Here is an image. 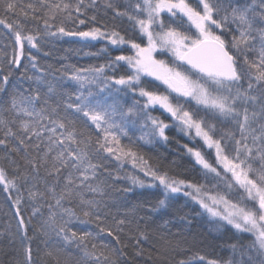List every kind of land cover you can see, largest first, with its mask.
Wrapping results in <instances>:
<instances>
[{
	"label": "snow or ice",
	"instance_id": "obj_1",
	"mask_svg": "<svg viewBox=\"0 0 264 264\" xmlns=\"http://www.w3.org/2000/svg\"><path fill=\"white\" fill-rule=\"evenodd\" d=\"M0 193V264H264V0H0ZM181 196L227 257L155 224Z\"/></svg>",
	"mask_w": 264,
	"mask_h": 264
},
{
	"label": "trees",
	"instance_id": "obj_2",
	"mask_svg": "<svg viewBox=\"0 0 264 264\" xmlns=\"http://www.w3.org/2000/svg\"><path fill=\"white\" fill-rule=\"evenodd\" d=\"M110 19V15H109ZM67 39V38H66ZM95 47L85 50L97 51L101 45L92 42ZM82 46L81 43H66L62 42L57 45L56 51L54 53V57L63 56L65 54V49H78ZM44 61H42L43 63ZM48 62H55L54 58H49ZM72 63H79V64H89V63H101L103 62V57L96 59V58H79L76 56H71ZM150 79V78H148ZM154 115H158L159 113H153ZM170 137L172 138V143L168 144L167 146L158 145L155 148L145 147L143 150L153 157H166V162L171 161L173 159H178L179 156L183 155L181 153L179 145L186 143L187 138L182 137L180 134H177L173 129L169 132ZM184 167H190L187 163V158L185 157L184 161L182 162ZM127 170H131L130 166ZM183 171V169H181ZM123 182H121L122 186ZM143 190L136 189L135 195L129 197L130 203H136L140 200L149 199L152 202H155V199L158 198V195L153 192L152 195L145 193V195L141 196L140 192ZM195 207L196 211H201L198 206L191 205V202H186L184 197H179L175 201L172 202L171 208H169L166 212H162L160 216L156 219L155 224H160L163 220H170L171 223L168 225V229L175 233L178 230H183V235L188 238L190 243L192 244L193 252H199L201 254H205L207 256H221L227 257L229 253L227 251L222 250V245L230 242L234 239L232 232H225L221 236L218 233H209L208 224L206 223L207 214H204L203 219H198L193 221L191 229H186L184 224L181 222L182 216H189L191 217L194 215L193 208ZM27 216V213H25ZM7 223H11L13 228L15 227V221L11 216V210L9 208V203L6 202L5 194L0 193V229H2ZM153 225V227L155 226ZM110 239V238H109ZM35 248V245H34ZM131 251V249H130ZM48 264H52L51 260L48 261ZM143 264V261L140 262ZM154 264H159V261H154Z\"/></svg>",
	"mask_w": 264,
	"mask_h": 264
}]
</instances>
